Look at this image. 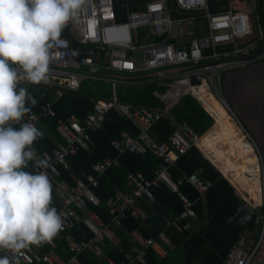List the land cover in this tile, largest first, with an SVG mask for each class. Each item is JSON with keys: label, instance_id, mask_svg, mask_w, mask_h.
Returning a JSON list of instances; mask_svg holds the SVG:
<instances>
[{"label": "built area", "instance_id": "built-area-1", "mask_svg": "<svg viewBox=\"0 0 264 264\" xmlns=\"http://www.w3.org/2000/svg\"><path fill=\"white\" fill-rule=\"evenodd\" d=\"M219 2L222 4L218 12L212 13L208 0H85L76 18L64 26L59 42L50 50L49 82L40 85L52 89L54 100L62 99L66 93L78 92L85 80L111 84L112 95L110 100L96 101L93 113L83 123L74 117L56 121L55 133L63 143L42 153L40 157L50 158V166L39 171H46L54 194L62 203L58 212L62 214L63 227L59 232L70 231L76 223L83 222L93 237L84 242L69 238L68 259L55 252L53 240L46 242L50 249L45 252L40 246L32 245L22 250L20 264H82L80 256L87 251L97 260L102 259L105 240L112 244L115 241L111 228L122 226L127 218L145 221L147 213L139 200L154 202V189L164 186L177 193L183 203L182 212L169 221L168 226L178 232L193 230L198 218L196 201L180 192L183 180L173 181L170 168L192 148L205 155L199 147L203 137L195 135L186 124L178 126L166 143L151 139L149 131L156 123L170 118L173 108L185 96L197 101L213 119L201 101L199 89L205 96L213 97L234 118L243 133L244 147L251 150V156L258 162L259 192L258 197L253 198L248 192L238 191L223 169L209 159L240 198L229 224L247 229L254 223L258 232L256 239L248 232L243 233L230 248L225 264H253L254 261L264 264V152L239 122L223 95L228 74L264 62V32L257 14L258 0L250 1L253 18L238 10L233 0H215L216 4ZM147 84H156L162 89L163 93H155V97L164 107L133 109L118 102V85ZM112 112L128 121L136 135L122 132L111 142L115 156L97 162L90 174L68 186L61 177L62 170L69 167V157L89 149L90 134L102 131ZM24 119L36 125L42 138L45 130L41 121L55 119V113L52 105L46 104L38 113L30 111ZM147 153L161 162L155 176L146 179L141 173L129 174L127 190L105 200L110 219L104 223L96 212L89 210L90 205L102 204L95 194L100 178L110 167L117 166L120 156ZM202 174L203 171L198 170L186 179L198 192L199 200L204 201L212 181L202 178ZM166 233L164 231L157 239L132 231L131 248L123 252V260L115 263L108 258L105 264H148V250L165 257L164 244H170ZM4 255L11 258L12 253L0 250V256Z\"/></svg>", "mask_w": 264, "mask_h": 264}, {"label": "trees", "instance_id": "trees-1", "mask_svg": "<svg viewBox=\"0 0 264 264\" xmlns=\"http://www.w3.org/2000/svg\"><path fill=\"white\" fill-rule=\"evenodd\" d=\"M225 1V0H224ZM210 11L218 12L222 4L215 0H208ZM263 0H258L257 14L264 32ZM123 21V19H118ZM28 91L35 96L38 103L31 111L38 113L40 108L51 104L55 113V119L41 121V127L45 130V136L39 138L34 147L38 156L43 152H50L63 141L55 133L57 120H67L71 117L83 123L88 115L93 113L96 101L111 99L112 85L104 82L85 80L79 91L66 93L60 100H54L53 91L41 85L24 84ZM201 101L211 117L202 109L200 104L190 96H185L173 108L170 118L163 119L151 127L149 136L158 143L169 142L172 134L178 126L186 124L195 135L201 138L200 149L213 163L223 169V173L232 182L238 191L248 192L253 198L258 197V162L251 156V150L244 147V140L237 126L232 122L230 115L224 107L213 97H207L199 89ZM155 93H163L156 84L139 86H117L118 102L130 106L133 109L162 108L164 104L155 97ZM216 121V124L214 125ZM214 126V127H213ZM213 128V129H212ZM212 129V130H211ZM211 130V131H210ZM136 135L134 127L126 120L120 118L116 112L110 113L102 131L91 133V144L88 150H80L76 155L69 157L68 169L62 170L61 181L68 186L76 184L78 179H83L92 172V166L105 158H113L114 151L111 142L119 137L122 132ZM161 162L153 155L147 153L144 156L125 154L118 159L117 166H112L99 180V187L95 194L101 200L100 206H89V210L96 212L104 223L109 222V216L105 210L104 202L117 192L127 190L126 179L129 174L141 173L143 177L153 178L156 168ZM27 171H37L29 164ZM202 170V178L212 181V187L207 192L205 200H199L198 192L189 184L186 177L192 172ZM173 181L183 180L180 192L188 199L196 201L195 208L198 212L197 222L193 230L178 232L169 227L168 222L175 219L183 210V203L177 193L168 187L154 189L155 201L149 202L140 199L139 203L147 213V219L139 222L127 218L122 221V226L111 228L114 236V244L105 240L104 256L97 260L90 252H84L80 256L82 264H105V259H112L115 263L123 260V252L131 248L130 233L138 231L145 238H159L166 231L170 244H164L166 256L161 258L154 250H148V264H225V259L234 242L248 232L253 238H257V230L254 223L249 228L243 229L229 224V218L235 213L240 202L236 190L221 175V173L204 157L198 149L192 148L184 156L179 157L175 166L170 168ZM241 188V189H240ZM52 206L61 210L62 203L52 190ZM93 233L83 222L76 223L74 228L66 232H58L53 238L54 250L63 258L68 259L70 254L67 249L69 238L77 241H88ZM43 252L50 247L45 243L40 245Z\"/></svg>", "mask_w": 264, "mask_h": 264}, {"label": "clouds", "instance_id": "clouds-1", "mask_svg": "<svg viewBox=\"0 0 264 264\" xmlns=\"http://www.w3.org/2000/svg\"><path fill=\"white\" fill-rule=\"evenodd\" d=\"M84 3L0 0V250L12 253L0 264H20L22 250L51 242L63 227L50 179L39 171L50 166L34 147L42 132L24 119L38 101L23 85L49 82L50 50ZM30 163L37 171L26 170Z\"/></svg>", "mask_w": 264, "mask_h": 264}, {"label": "rangeland", "instance_id": "rangeland-1", "mask_svg": "<svg viewBox=\"0 0 264 264\" xmlns=\"http://www.w3.org/2000/svg\"><path fill=\"white\" fill-rule=\"evenodd\" d=\"M233 1L238 10L249 13V16L253 18L251 0ZM258 68L261 71V77H259L257 73ZM252 70H255V74L249 75L246 80L242 77L240 78V82L234 81L233 79L226 80L223 95L228 106L244 128H246L256 140L257 137H261V139L263 138L264 140V103H262L261 99H256L260 93H264V62L231 76L239 77L243 73L252 72ZM231 76L229 78H232ZM230 117L234 121V118L232 116ZM233 123L239 128V125L235 121ZM256 132L257 137L255 135ZM240 135H243V133H240ZM257 142L262 149L258 140ZM253 264L259 263L254 261Z\"/></svg>", "mask_w": 264, "mask_h": 264}, {"label": "crops", "instance_id": "crops-1", "mask_svg": "<svg viewBox=\"0 0 264 264\" xmlns=\"http://www.w3.org/2000/svg\"><path fill=\"white\" fill-rule=\"evenodd\" d=\"M236 73H238V72H236ZM236 73H231V74H228L227 75V78H226V80H228V79H233L234 81H239L240 82V78L242 77V78H244V80H246V78L249 76V75H254L255 74V70H252V72H249V73H243V74H241L239 77H237V76H231V75H235ZM257 73L259 74V77H261V71H260V69L258 68V70H257ZM232 77V78H229L230 76ZM215 124H216V121H215ZM211 131V130H210ZM255 135H256V137H257V132L255 133ZM257 140L259 141V143H260V145H261V147H262V150H263V152H264V140H263V138L261 139V137H257ZM210 159V158H209ZM231 184H232V182H231Z\"/></svg>", "mask_w": 264, "mask_h": 264}, {"label": "flooded vegetation", "instance_id": "flooded-vegetation-1", "mask_svg": "<svg viewBox=\"0 0 264 264\" xmlns=\"http://www.w3.org/2000/svg\"><path fill=\"white\" fill-rule=\"evenodd\" d=\"M256 99H261L262 103H264V93H260V95ZM261 103V102H260Z\"/></svg>", "mask_w": 264, "mask_h": 264}, {"label": "water", "instance_id": "water-1", "mask_svg": "<svg viewBox=\"0 0 264 264\" xmlns=\"http://www.w3.org/2000/svg\"><path fill=\"white\" fill-rule=\"evenodd\" d=\"M262 4H263V14H262V15H264V0H263ZM173 9H174V7H173ZM213 127H214V126H213ZM212 129H213V128H212ZM212 129H211V130H212ZM204 157H205L206 159L209 160V158H208L206 155H204Z\"/></svg>", "mask_w": 264, "mask_h": 264}, {"label": "bare ground", "instance_id": "bare-ground-1", "mask_svg": "<svg viewBox=\"0 0 264 264\" xmlns=\"http://www.w3.org/2000/svg\"><path fill=\"white\" fill-rule=\"evenodd\" d=\"M203 97H204V96H201V99H202ZM210 160H211V159H210ZM211 161H212V160H211ZM240 189H241V188H240ZM241 191H242V192H244V190H243V189H241Z\"/></svg>", "mask_w": 264, "mask_h": 264}]
</instances>
